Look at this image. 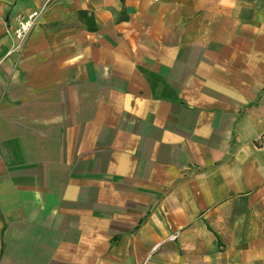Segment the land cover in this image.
Here are the masks:
<instances>
[{
    "label": "crops",
    "instance_id": "obj_1",
    "mask_svg": "<svg viewBox=\"0 0 264 264\" xmlns=\"http://www.w3.org/2000/svg\"><path fill=\"white\" fill-rule=\"evenodd\" d=\"M0 0V264H264V0Z\"/></svg>",
    "mask_w": 264,
    "mask_h": 264
},
{
    "label": "built area",
    "instance_id": "obj_2",
    "mask_svg": "<svg viewBox=\"0 0 264 264\" xmlns=\"http://www.w3.org/2000/svg\"><path fill=\"white\" fill-rule=\"evenodd\" d=\"M49 3L50 0H47L39 9L33 10L26 15H20L16 18L17 26L14 30L13 43L7 55H20L24 51L32 29L39 22Z\"/></svg>",
    "mask_w": 264,
    "mask_h": 264
}]
</instances>
